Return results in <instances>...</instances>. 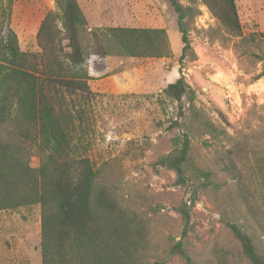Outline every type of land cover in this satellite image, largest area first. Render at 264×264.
I'll return each instance as SVG.
<instances>
[{"label":"rangeland","instance_id":"374dc122","mask_svg":"<svg viewBox=\"0 0 264 264\" xmlns=\"http://www.w3.org/2000/svg\"><path fill=\"white\" fill-rule=\"evenodd\" d=\"M90 29L106 26L165 28L172 53L131 57L113 41L111 54L86 62L92 126L85 138L97 180L115 196L139 232L140 264H186L172 246L179 240L196 264H251L226 221L240 224L264 254V0H236L242 33L226 32L208 7L188 23L191 48L182 59L178 15L168 0H78ZM187 4V0H182ZM56 0H0V27L10 26L24 51L37 52V32ZM181 75L196 92L199 112L225 133L210 134L162 90ZM191 137L190 166L212 172L191 209L189 231L178 207L183 188L173 170L153 162L173 148L182 132ZM34 147L30 165L38 168ZM39 203L0 210V264H42Z\"/></svg>","mask_w":264,"mask_h":264},{"label":"trees","instance_id":"16d2710c","mask_svg":"<svg viewBox=\"0 0 264 264\" xmlns=\"http://www.w3.org/2000/svg\"><path fill=\"white\" fill-rule=\"evenodd\" d=\"M178 15L184 44L181 58L191 43L189 20L199 13L198 0H168ZM220 21L227 33H242L236 0H200ZM37 32L40 51L21 49L17 33L0 27V210L39 203L42 264H140L137 258L139 232L133 219L115 196L98 182L94 160L85 138L92 126L89 113L97 94L86 62L92 55H110L111 41L131 57H164L172 53L165 28L106 26L88 27L78 0H56ZM163 98L178 101L183 117L186 109L208 133H225L199 112L196 92L184 75L169 83ZM169 127L182 132L173 138V148L160 155L153 166L176 174L174 184L186 198L178 207L189 231L191 209L210 184L212 172L191 167V137L188 124L179 117ZM34 147L41 164L31 167ZM240 242L245 259L264 264L251 234L227 220ZM186 264H196L177 241L171 249ZM159 264V263H157Z\"/></svg>","mask_w":264,"mask_h":264}]
</instances>
